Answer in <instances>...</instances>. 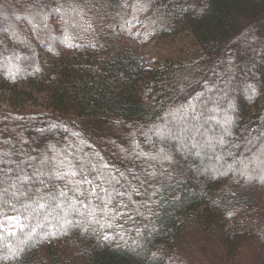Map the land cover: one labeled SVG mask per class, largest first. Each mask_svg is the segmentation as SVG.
Instances as JSON below:
<instances>
[{
    "label": "trees",
    "instance_id": "obj_1",
    "mask_svg": "<svg viewBox=\"0 0 264 264\" xmlns=\"http://www.w3.org/2000/svg\"><path fill=\"white\" fill-rule=\"evenodd\" d=\"M260 22L264 0H0V264H264V54L230 113L195 106ZM183 32L196 57L150 72L123 40Z\"/></svg>",
    "mask_w": 264,
    "mask_h": 264
},
{
    "label": "rangeland",
    "instance_id": "obj_2",
    "mask_svg": "<svg viewBox=\"0 0 264 264\" xmlns=\"http://www.w3.org/2000/svg\"><path fill=\"white\" fill-rule=\"evenodd\" d=\"M256 33L260 36V38L253 37V35ZM123 40L142 55L143 60L141 63V68L145 72H150L151 70L155 69L161 64H164L167 61L172 60L173 62L174 61L189 62L193 60V58L196 57L194 56L196 53V49H195L196 47L193 44L192 37L188 32H183V33H180L179 35L170 36V37H166L163 39L152 40L147 43H142L137 39H130L127 37H123ZM260 43H262L261 46L259 45ZM258 45L260 47H258ZM254 47L256 49H254ZM232 49L234 51L235 61L237 60V62L235 63L234 61H232L228 63V61H226V64H224L226 69L229 70V73L232 74L230 83L226 84L227 86V90L225 94L226 96L219 94V93H214V94H209V96H206V99L200 98L199 100L197 99L196 101L198 105V106L195 105L196 109H198L201 106L203 109L201 111L204 112L203 115L205 116L206 115L210 116L209 113H211V110H212L211 108L214 104H217L216 108H220L218 106L221 104L216 102V100L219 98L222 100V102L224 101L223 102L224 104H222V106H224L225 110L228 113L231 112L230 106L235 108V106L231 104L230 100L234 99L236 96V93L238 92L236 84H237V81L239 80V76H242L245 73L244 72L245 69L244 70L241 69V71H239L238 69L239 59L243 60V58H241L242 55L240 54L241 50L245 51L244 54H246L248 57L251 58L250 60L253 65H255L259 61V55L264 54V22L263 23L260 22L254 25L252 27V30L249 28L242 30L239 35L238 41L233 43ZM42 56L44 57L45 55H42ZM223 77L224 75L220 76V79ZM35 98L36 99H31V100H35V101L43 102V103L45 102L43 101V98L39 95L37 96L35 95ZM7 100H8L7 94L0 92V102L4 103V102H7ZM221 100H219V102H221ZM212 112L215 113L213 110ZM199 120L200 119L198 120L192 119L191 121L192 126L190 127H192L193 130L194 129L197 130L201 128V129H206L208 131H211L210 123L202 121V120L199 121ZM183 121L185 120L181 119L180 124L183 123ZM183 138H184L183 136H180L177 139H183ZM217 139L218 138H216L215 140H212V142L217 141ZM11 220L14 221L13 218Z\"/></svg>",
    "mask_w": 264,
    "mask_h": 264
},
{
    "label": "snow or ice",
    "instance_id": "obj_3",
    "mask_svg": "<svg viewBox=\"0 0 264 264\" xmlns=\"http://www.w3.org/2000/svg\"><path fill=\"white\" fill-rule=\"evenodd\" d=\"M193 118H194V119H196V117H193ZM170 131H171V130L169 129V132H170ZM184 131H186V132H187V131H188V129H185Z\"/></svg>",
    "mask_w": 264,
    "mask_h": 264
}]
</instances>
